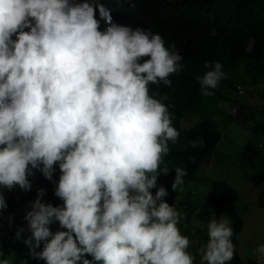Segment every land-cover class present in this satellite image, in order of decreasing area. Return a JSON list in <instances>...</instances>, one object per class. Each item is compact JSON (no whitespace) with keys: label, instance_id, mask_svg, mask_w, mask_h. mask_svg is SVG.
Segmentation results:
<instances>
[{"label":"clouds","instance_id":"obj_1","mask_svg":"<svg viewBox=\"0 0 264 264\" xmlns=\"http://www.w3.org/2000/svg\"><path fill=\"white\" fill-rule=\"evenodd\" d=\"M113 1L0 0V218L8 208L4 191L30 192L28 177L39 172L63 204L44 202V188L28 202L30 235L23 239L20 227L15 238L34 259L196 264L198 255V264H229L231 220L209 210L207 242L193 255L178 227L185 214L165 201L169 193L158 185L170 172L162 167L169 142L180 136L174 105L159 88L172 87L170 77L186 67L183 57L162 32L129 23L134 19L123 22ZM204 68L200 94L212 97L227 74L218 60ZM236 84L228 105L245 95ZM189 145L204 147L203 137ZM174 171L177 191L187 172ZM57 222L61 230L53 232ZM254 254L256 264H264V243Z\"/></svg>","mask_w":264,"mask_h":264},{"label":"trees","instance_id":"obj_2","mask_svg":"<svg viewBox=\"0 0 264 264\" xmlns=\"http://www.w3.org/2000/svg\"><path fill=\"white\" fill-rule=\"evenodd\" d=\"M113 5L119 17L124 19L123 22L127 23L134 19L129 23L148 25L170 38L172 44L180 51L179 54L186 65L182 72L170 77L173 81L171 88L167 86L159 88L161 94L166 93L170 97L171 104L174 105L171 109L176 116L174 127L180 133L177 143L169 142L170 152L164 157L165 164L162 167L166 165L170 172L158 178V185L165 187L169 193L165 201L173 206L169 196L172 192L171 178L175 176V168H183L187 172L184 177L185 184H195L191 187L196 188L201 181L200 175L204 170L205 162L210 161L222 141V135L217 130L215 122L208 118L187 131L182 132V128L180 130L178 128V121L195 113L202 101L197 77L203 76L207 71L204 68L205 62L220 61L227 75H231V70L245 61L252 63L258 69L262 64L264 65V0H114ZM260 80L264 81V76ZM236 85V82H228L227 90L233 93ZM213 97L220 100V92L217 90ZM260 131L264 132L263 126L256 130L258 133H261ZM201 137L204 140V147L193 149L189 141ZM256 146L260 148L259 144H248L241 155L252 168L260 156ZM192 158L195 159V163L191 162ZM55 167L53 179L58 183L60 171L58 165ZM28 179L33 185L30 192H23L17 187L13 190L17 196L6 199L8 208L0 218V239L1 235L7 234L12 228L9 217L15 218V212L37 196L38 189L46 190L44 202L52 203L53 206L63 204V201L55 197L53 182L44 178L41 173L36 172L34 177ZM250 179L254 186L264 187V171ZM208 181L207 183L212 187V193L209 195L210 210L213 209L215 214L225 213L230 217L234 229L235 254L229 264H243L238 252L239 233L243 228V221L235 209L238 195L226 182ZM155 191L156 189L152 190L153 195ZM260 195L259 204L264 207V189ZM178 207L184 210L186 217L181 233L186 236L196 233L200 237V231L194 229L196 232L193 233L191 227L201 229L203 225L207 230L206 226L212 215L209 208L199 204L197 199L182 201ZM192 215L200 220H196L197 224L194 226L190 225ZM88 259L91 257L89 256ZM30 264H45V262L33 259Z\"/></svg>","mask_w":264,"mask_h":264},{"label":"rangeland","instance_id":"obj_3","mask_svg":"<svg viewBox=\"0 0 264 264\" xmlns=\"http://www.w3.org/2000/svg\"><path fill=\"white\" fill-rule=\"evenodd\" d=\"M261 68V70H260ZM259 69L252 63L245 61L239 63L231 70V75H227V79L223 80L219 87L214 90L220 92V100L212 97H202V101L195 113H191L182 121V132L191 129L193 126L199 124L203 119H211L215 122L217 130L222 135V141L216 148V151L210 161L204 164V170L201 172V181L196 188L192 185L184 184L177 191H173L171 202L176 205L178 211L185 214L184 210L178 207L182 201L189 199L199 200V204H204L210 210L209 195L212 193V187L208 180H217L226 182L233 188L238 200L235 204V209L239 217L243 221V228L239 233L238 238V252L243 264H256L257 257L254 254V249L264 243V207L260 206V194L264 187H256L250 181V177L258 175L264 171V132L261 136H257L254 132L264 127V81L260 78L264 76L262 71L264 65ZM263 69V70H262ZM264 72V71H263ZM237 82L245 91V95L238 96V101L235 104L231 101L235 93L227 90L228 82ZM257 84V85H256ZM259 144L260 156L256 160L255 166L252 168L241 155L244 153V148L248 144ZM174 177L171 178V187L174 182ZM7 200L15 198L14 195L8 191H4ZM36 197L32 198L30 202L34 201ZM28 204L19 208L15 213V218L11 222L12 228L7 234L1 235L0 252L4 256L0 258L9 259L10 264H30L34 259L30 255V250L22 242L15 238V233L18 228L26 229L22 234L23 239H26L30 233L27 232V222L24 220ZM213 211V209H211ZM225 213L219 212L217 218ZM191 226L196 225V220L191 216ZM231 220V219H230ZM197 221H200L199 219ZM185 220H183L178 227L181 232L184 229ZM232 225V224H231ZM8 226V225H7ZM198 227V226H197ZM194 229L200 231L201 236L198 237L195 233L188 234L190 239V247L187 251L193 255L197 254V250L207 242V230L204 226L201 229L192 228L191 232H196ZM53 232L60 230L59 224L51 225ZM4 233V231H1ZM43 245H41L42 249ZM22 248H27L23 250ZM41 249H37L41 250ZM199 262V256H196V264Z\"/></svg>","mask_w":264,"mask_h":264}]
</instances>
